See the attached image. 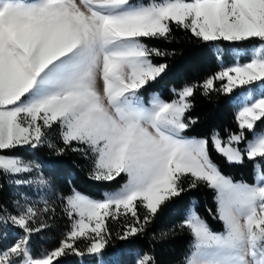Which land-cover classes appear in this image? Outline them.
I'll list each match as a JSON object with an SVG mask.
<instances>
[{
	"label": "snow or ice",
	"instance_id": "1",
	"mask_svg": "<svg viewBox=\"0 0 264 264\" xmlns=\"http://www.w3.org/2000/svg\"><path fill=\"white\" fill-rule=\"evenodd\" d=\"M172 25L204 42L237 43V58L202 84L173 87L172 98L145 95L169 69L156 58L170 55L145 41L169 40ZM222 56L217 46L216 58ZM200 88L204 95L239 89L233 98L238 131L188 134L198 122L187 114ZM258 122L264 123V0H0V179L16 197L14 210L0 203V224L22 233L4 243L9 234L0 232V264L103 257L113 238L130 243L145 235L167 203L201 184L214 192L216 211H207L222 230H213L190 204L178 224L153 239L187 230L190 245L180 264H264V129L257 130ZM45 145L57 155L71 149L91 160L93 180H126L102 199L75 188L59 193L41 164L17 151ZM211 150L230 164L251 161L252 182L226 175ZM23 187L51 193L69 218L51 251L36 253L31 237L50 227L45 217L56 214L55 200H33ZM121 217L122 231L113 233L108 220ZM135 251L134 264H157L154 248Z\"/></svg>",
	"mask_w": 264,
	"mask_h": 264
},
{
	"label": "trees",
	"instance_id": "2",
	"mask_svg": "<svg viewBox=\"0 0 264 264\" xmlns=\"http://www.w3.org/2000/svg\"><path fill=\"white\" fill-rule=\"evenodd\" d=\"M172 35L169 40L151 39L146 40L151 47L160 48L170 53L167 57L156 58V63L167 62L169 69L166 75L152 83L145 92H160L165 98H172L171 89L179 88L183 83L196 82L202 84L204 79L221 70V65L228 66L233 62L235 51H238L237 43L228 41L204 42L196 38L190 31L172 25ZM217 46L223 50L222 60L216 58ZM243 55V50H240ZM237 58V57H236ZM220 81L215 82V88H220ZM239 94V89H234L233 93L225 94L222 91H211L208 95L203 94V89H198L192 99L194 107L187 114L190 117L197 118L198 122L192 126L190 136H207L212 130L219 131L226 135L228 131H238L235 119L237 104L233 98ZM264 129V123L258 122V129ZM251 137V133L246 132ZM54 142L58 147H63L62 142L57 135H53ZM25 158L33 159L36 163L41 164L43 174L48 177L59 193L68 194L72 188L84 192L94 198L101 199L106 191L116 190L126 180L123 175L115 181H97L89 177L91 164L89 159L82 156L79 152H73L71 149L66 150L62 155H57L54 149L48 146L39 147L36 150L18 149ZM212 159L220 166L221 170L232 176L236 180L252 179V162L245 159L244 163H228L226 159L217 154L214 150L210 151ZM4 187L0 189V203L8 206L10 210L13 205L10 202L15 199L12 195L13 189L9 187L6 180L0 179ZM188 180H185L187 188ZM31 198L44 194V191H34L27 187L20 189ZM44 192V193H43ZM51 200H55L56 214L45 217L47 229L50 234L47 236L54 239L51 241L54 245L59 241L63 231L68 226L69 218L61 211V202L52 196L51 193L45 194ZM190 204L196 205L197 212L208 222L213 230L222 229L221 222L213 219V216L207 211L212 209L215 213L216 203L214 202V192L201 184L195 189L184 192L181 196L174 198L167 203L162 211L157 215L156 220L149 226L147 233L138 236L134 241L125 243L113 238L112 244L108 247L103 257L95 256H75L69 255L60 259V264H97L102 260L104 264H134L136 259V248L151 250L154 248L157 264H180L183 255L190 245V236L187 230L176 228L174 233H170L164 240L153 239L154 234L158 237L161 229H168L178 224L185 215L186 209ZM141 215L144 210L139 209ZM126 218L121 217L119 220H108V227L113 232L122 231V225ZM8 232V238L4 243H11L12 239L22 234L21 231L10 223L7 225L0 224V232ZM43 230L34 233L31 237V247L36 253L51 248L47 238L40 236ZM78 246L83 249L86 245L84 241H78Z\"/></svg>",
	"mask_w": 264,
	"mask_h": 264
},
{
	"label": "rangeland",
	"instance_id": "3",
	"mask_svg": "<svg viewBox=\"0 0 264 264\" xmlns=\"http://www.w3.org/2000/svg\"><path fill=\"white\" fill-rule=\"evenodd\" d=\"M237 53H238V51H235V55H234V58H235V59H236V57H237ZM240 53H241V52H240ZM240 55H241V54H240ZM230 64H232V62H231ZM230 64H229V65H230ZM149 93H150V92H149ZM238 107H239V105L237 104V110H238ZM237 110H235V113L237 112ZM89 161H90L91 169H92V161H91V160H89ZM91 171H92V170H91ZM252 179H253V174H252ZM252 179H251V180H246V181H248V182H252ZM122 184H123V183H122ZM122 184H121V185H122ZM121 185H120V186H121ZM120 186H119V187H120ZM32 190L36 191L35 188H32ZM41 191H43V190H41ZM110 191H114V190L106 191V193H107V192H110ZM43 193H44V192H43ZM27 195H28V194H27ZM42 195H45V193H44V194H41L40 196H42ZM29 196H30V195H29ZM40 196H38V197H36V198L33 197L32 199H33V200H38V199L40 198ZM46 198H48L49 200H51V197L49 198L47 195H46ZM102 198H103V197H102ZM102 198H101V199H102ZM98 199H99V198H98ZM40 206L43 207L42 204H41ZM215 211H216V208H215ZM45 221H46V223H47V220H45ZM68 225H69V223H68ZM221 225H222V223H221ZM47 228H48V227H47ZM47 228H46V229H43V232L40 233V236H43V237L45 236L46 238L48 237L46 240H48V241L50 240V241L48 242V244H50V247H51V248H48V249H45V250L51 251L52 249L56 248V247L59 245V241L63 238L65 232L63 231L62 236H60L59 241H57V243L54 245V243L52 242L54 239H52V237L46 235V233H47V234H50V231H49ZM67 228H68V226L65 228V231L67 230ZM221 230H222V229H221ZM44 232H46V233H44ZM51 239H52V241H51Z\"/></svg>",
	"mask_w": 264,
	"mask_h": 264
}]
</instances>
